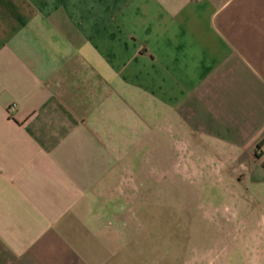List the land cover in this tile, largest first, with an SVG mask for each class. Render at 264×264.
<instances>
[{
	"label": "crops",
	"instance_id": "crops-1",
	"mask_svg": "<svg viewBox=\"0 0 264 264\" xmlns=\"http://www.w3.org/2000/svg\"><path fill=\"white\" fill-rule=\"evenodd\" d=\"M161 166L247 181L264 246V0H0V264H144Z\"/></svg>",
	"mask_w": 264,
	"mask_h": 264
},
{
	"label": "rangeland",
	"instance_id": "rangeland-1",
	"mask_svg": "<svg viewBox=\"0 0 264 264\" xmlns=\"http://www.w3.org/2000/svg\"><path fill=\"white\" fill-rule=\"evenodd\" d=\"M159 179L144 184L137 239L132 232L134 224L121 228V236L130 240L123 247L126 256L137 255L144 264H264V246L250 245L258 241L249 240L248 231L237 230L244 219L253 216L248 203L258 202L248 198L253 190L247 181L196 182L184 168L168 166L160 167ZM234 190L245 195L238 200L244 205L239 213L233 212ZM135 202L128 200V206ZM125 219L121 216L115 221ZM116 233L113 235L118 238Z\"/></svg>",
	"mask_w": 264,
	"mask_h": 264
},
{
	"label": "built area",
	"instance_id": "built-area-1",
	"mask_svg": "<svg viewBox=\"0 0 264 264\" xmlns=\"http://www.w3.org/2000/svg\"><path fill=\"white\" fill-rule=\"evenodd\" d=\"M13 107H14V106L12 105V106L10 107V110L13 109Z\"/></svg>",
	"mask_w": 264,
	"mask_h": 264
},
{
	"label": "trees",
	"instance_id": "trees-1",
	"mask_svg": "<svg viewBox=\"0 0 264 264\" xmlns=\"http://www.w3.org/2000/svg\"><path fill=\"white\" fill-rule=\"evenodd\" d=\"M257 148H258V146H257Z\"/></svg>",
	"mask_w": 264,
	"mask_h": 264
}]
</instances>
